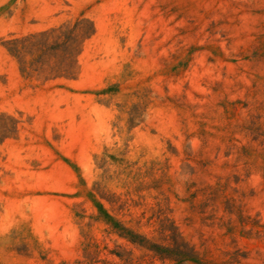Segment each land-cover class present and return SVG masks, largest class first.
I'll use <instances>...</instances> for the list:
<instances>
[{
  "label": "rangeland",
  "instance_id": "1",
  "mask_svg": "<svg viewBox=\"0 0 264 264\" xmlns=\"http://www.w3.org/2000/svg\"><path fill=\"white\" fill-rule=\"evenodd\" d=\"M0 264H264V0H0Z\"/></svg>",
  "mask_w": 264,
  "mask_h": 264
},
{
  "label": "trees",
  "instance_id": "2",
  "mask_svg": "<svg viewBox=\"0 0 264 264\" xmlns=\"http://www.w3.org/2000/svg\"><path fill=\"white\" fill-rule=\"evenodd\" d=\"M73 31V28L68 29L67 27H59L38 34H30L25 37L15 38L7 41L5 44V48L6 51L20 63L24 61L27 56H32L33 53H37L33 50L36 51L38 49L40 53L39 55L55 53L53 52L55 51V48H53V46L57 45L62 46L64 51L65 46L74 41ZM58 75L60 76L62 74ZM113 223V227L115 228L118 236L123 237L130 243L141 246L160 257H162L163 255H165L163 257H170V254H161L159 252L161 251V248L159 246L155 244H148L145 238H143L142 236L123 228V226H121L117 222Z\"/></svg>",
  "mask_w": 264,
  "mask_h": 264
}]
</instances>
